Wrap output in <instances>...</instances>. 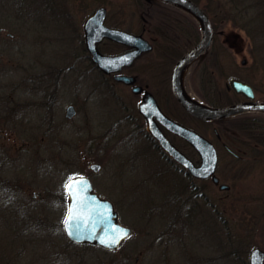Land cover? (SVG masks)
Masks as SVG:
<instances>
[{"label": "rangeland", "instance_id": "374dc122", "mask_svg": "<svg viewBox=\"0 0 264 264\" xmlns=\"http://www.w3.org/2000/svg\"><path fill=\"white\" fill-rule=\"evenodd\" d=\"M83 1L0 0V92H9L13 101L7 104V116L25 121L13 130H24L28 137L23 141L28 145L25 172L31 187L65 183L87 173L99 191L114 201L119 221L132 228L120 245L123 256L118 264H241L235 249L239 254L254 246L264 250V135L249 142L233 141L247 136L237 127L242 118L248 120L243 125L264 132V112H241L218 124L168 109L214 142L218 150L215 173L229 188L220 190L212 182L191 180L153 139L136 129V108L134 114L125 98L131 91L125 92L123 85L99 73L76 35V22L100 4L107 8L106 24L126 26L125 18L136 0H87L91 5ZM198 1L213 13L214 36L207 53L185 70L184 90L198 102H207L204 96L219 102L215 105L229 104L243 98L226 89L229 79L237 77L252 85L255 98L264 100V0H243L241 14L229 23H220L223 17L213 6L218 0ZM167 9L173 12L167 17L172 15V22L179 23L176 10ZM183 22L190 41L174 51L172 60H163L154 49L139 58L134 68L140 80H148L160 96L167 95L174 60L200 36L194 17L184 16ZM99 48L105 53L120 50L119 44L110 42L100 43ZM50 88L60 92L55 105L48 109L37 105V93ZM73 92L74 96L90 94L68 120L64 106ZM216 126L239 157L216 138ZM172 140L185 147L178 138ZM41 149L44 161L35 158ZM91 160L101 163L99 172L88 168ZM8 167L16 169L18 164L13 161ZM27 199L29 205L21 206L0 196V264H52L55 241H63L45 236L47 229L34 231L31 224L37 217L45 218L49 209L61 213L62 207L31 201L29 195ZM58 246L64 247V242ZM100 256L93 246L84 252L87 264H99ZM74 257L71 264H79V256Z\"/></svg>", "mask_w": 264, "mask_h": 264}, {"label": "flooded vegetation", "instance_id": "af4514ba", "mask_svg": "<svg viewBox=\"0 0 264 264\" xmlns=\"http://www.w3.org/2000/svg\"><path fill=\"white\" fill-rule=\"evenodd\" d=\"M83 2H85V4L91 5V2L88 3L87 0H84ZM196 3L199 5L198 2ZM166 6L169 8L172 7L176 10V14H178L176 19L178 18L179 23L172 22L174 18L172 17V15L167 17L168 13L172 11H169ZM98 7L105 8V18H104L105 25L113 27V28L122 29L128 32H131L135 35H141V37L147 40L148 43H150L152 46L150 50L141 52L140 55L136 57L130 65L123 66L119 70L118 73L120 74L132 75L134 77V82L132 84H126L123 81L116 80L115 79L116 73L107 74L102 71H99L100 74L108 78H111L113 80V84L123 85L124 86L123 90L127 93H128V89L131 91L133 85L142 86V89L139 93H133L131 91L130 97L128 94H126L125 96V98H128V102L126 104L129 108H131L134 114H135V108H136V113H137L135 114L136 129L139 132H144L145 134L149 136V138L153 139L150 133H148L147 131L145 118L142 116V114L138 110V104L142 99L144 90H147L150 93H152L160 109L163 111L165 115L178 121L179 123L185 126H189L195 129L189 123L185 122L182 118H179L173 115L171 111L168 110L170 108H175L177 112H180L181 116L190 115L191 117L196 119L194 116H192L185 109L182 108V106L179 104V102L176 100V98L172 94L171 87H170V75H169V79L167 80V84H168L167 93H166L168 95L167 97V95L160 96L159 94L155 93L152 87L150 86V82H147L148 80L147 81L140 80L139 71L137 72L134 70L137 60H139V58H141L142 56L151 52L154 49L159 50L160 57H162L163 60L167 59L170 61L174 58L173 54H174V51H176V49H178L181 46H185L186 42L187 44L189 43L190 38H189L188 29H187V23L183 22V17L190 15L188 11H186L185 9L179 8L178 6H173L172 4L166 1H163V0H136V5H135L133 12L128 16V18H125V20L128 22L127 25L126 26L124 25L114 26V25H108L105 23L106 15H107V8L103 4H100L94 7L93 10L90 12V14ZM158 8L160 9L159 15H157L156 13ZM83 21L80 22L81 25L80 23L76 22L77 23L76 35H77V38L78 37L80 38L79 41L82 47L87 52L85 56H87L91 60V56L85 48ZM213 30H214V27H213ZM8 34L11 35V33H8ZM198 40L199 38L197 39V41ZM102 42H110V43L119 44L120 50L116 53L113 52L111 54H119V53L126 52L130 49H133L132 46H129L127 44L119 43V42H116L108 38H103L101 41L97 43L99 50H100L99 44ZM100 51L102 53H105L102 50ZM178 58L179 57H177L174 60V62ZM165 80L166 79H164V81ZM57 90L59 89L50 88V89H47L48 92L37 93V99H34L36 101V104L39 106H45L46 109L54 106L60 94V92H58ZM9 94H10L9 92L7 94L0 92V196H3L5 198L7 197L9 202L12 200L16 204H20L21 206L29 205L27 202L28 201L27 197L29 195L31 201L36 200L40 204L48 202V203H51L55 208H59V210L62 207L63 216H62V212L60 213L59 211L56 210L53 213L52 210L49 209V212H46V214L48 215L45 216V218H43L42 216L40 218L37 217V220L31 222L32 226L34 227L33 229L34 231L36 229L38 231H41L42 229H47V232H44L46 234L45 236H48L51 239L59 238L63 240V241H60V240L55 241L56 245L54 247H56L57 253L51 255L52 264L53 262H59L57 264H71L72 260L75 258L74 256H79V260H78L80 261L79 264H87V261L85 260V257H84V252L86 251L87 248L91 246H93L97 251H100L101 256L97 259L99 261V264H118L119 262H121V257L123 256V254L120 252L121 251L120 245L124 239H122L114 249H108V248L102 247L97 244H92V243H87V242H76L70 239V237L66 234V231L64 229V218H65L67 207H68V191L66 189V185H67L66 182L58 183V184H47V183L37 184L36 187H31V185L27 181V176H26L25 171H27L26 165H28V163L26 162V159L28 157L27 156L25 157L24 155L27 154L26 149H28V145L25 144L26 141H23V138L27 136L22 133L24 132V130H21L19 132L16 129L18 133H15V131L13 130V127L17 128L18 123L25 125V121L24 120L18 121V120L10 119L7 116V110L9 108L7 104L9 103L10 105H12V102H13L11 101V98L8 97ZM72 94H73L72 100H70V102L65 104L64 106V116L66 114V108L68 105H72L75 110L73 116L71 118H68V120L76 116V114L78 113V109L80 110V105L83 103V101L87 99L90 93L86 94L85 97H83L82 94L80 93H78L79 95L77 94L76 96H74L75 92H73ZM24 95L28 96L27 93H24ZM254 99L259 100L257 98H254ZM234 101H239V99H236ZM173 103L176 104L175 106L177 108L173 106L174 105ZM47 114H50V112H48ZM196 120L198 121L199 119H196ZM240 121H241V124L238 125L237 127H239L238 129L241 130L242 133L244 134L246 133L247 136L246 138L245 136H243V134L240 137L236 136L235 138H233V141L237 142L239 140V142H242V141L249 142V140H251V137L260 138L264 135V132L257 130L258 127L254 128L249 123H248L249 125H246V126L245 124L243 125L242 123L248 122V120H245V118L240 119ZM219 122H222V121H219ZM219 122L217 123L219 124ZM158 124L160 128L162 129V131L164 132V134L176 145V147H178L184 154H186L194 162V164H198L200 162V157L198 153L186 140L178 137L177 135L173 133H170L160 123ZM9 127L12 129H10ZM214 133L216 135V138L219 140V142L223 145L225 149H227L231 154L235 156H238V157L240 156V154H237L234 151H232V149L228 147L226 142H224L221 133L217 130V126L214 127ZM172 138H178L180 140V143L182 142L185 145V147H183L182 144L175 143L172 140ZM38 139H39L38 141L41 142L43 139V136H41ZM27 140H28V137H27ZM185 149H188L191 152L192 157L186 153ZM41 150H42L41 152H38V155L40 156L38 157L34 156V157L40 159L41 161H44L45 152L43 151V149ZM13 161H15L18 164V167L16 169L8 167V165L12 163ZM92 161L98 162L97 160H91L90 162ZM98 163L100 164V167L97 172H99L101 168V163L100 162ZM180 168L187 174V177L190 178L191 180H200V181L202 180L206 182H212L211 177H208L206 179L194 178L190 176L184 168L182 167ZM6 174L10 175L8 176L9 178L6 176ZM79 175L89 176L87 173H80ZM90 179L92 181V191L96 192L97 196L100 198L110 199L107 195L99 191V189L97 188L96 184L93 182L91 177ZM218 189L220 188L218 187ZM112 202L114 204V201ZM118 220H119V215H118ZM20 224L22 228L23 227L27 228V225L25 223H20ZM39 234L43 235V232H40ZM63 242H64V247L63 246L59 247L58 245L60 243L63 244ZM253 248H259L260 250H262L263 252L262 264H264V250L257 246H254ZM253 248H250L249 252L247 253L241 252L240 254H239V250L235 249V252H236L235 255L237 254L240 255L241 264H250V255H251V251L253 250ZM109 253L115 254V257H112V259H109V255H108Z\"/></svg>", "mask_w": 264, "mask_h": 264}, {"label": "water", "instance_id": "95a60500", "mask_svg": "<svg viewBox=\"0 0 264 264\" xmlns=\"http://www.w3.org/2000/svg\"><path fill=\"white\" fill-rule=\"evenodd\" d=\"M179 6L192 14L199 22L201 36L199 40L187 49L174 63L170 74V87L174 97L181 106L193 116L202 120H216L235 113L247 110L264 111V101L254 100V92L249 83L232 77L226 83L227 88L243 94L246 99L221 106H213L195 99H189L184 95L186 92L182 85V75L186 68L199 56H202L210 45L213 29L210 20L204 10L192 0H163ZM105 8H96L83 23L86 49L91 55L92 62L103 72L113 73L119 71L123 66L130 65L133 60L143 51L152 48L147 40L141 35L113 28L104 24ZM104 37L132 46L126 52L119 54H104L99 51L97 43ZM245 60H242L244 63ZM115 79L126 84H132L134 77L126 74H116ZM140 85H133L132 92L139 93ZM191 98V97H190ZM138 110L146 119L148 132L158 141L161 148L174 160L180 163L188 172L197 178L211 177L220 189H227L228 185L219 183V178L214 174L217 165V151L213 143L206 137L178 121L168 117L160 109L152 93L144 90ZM75 110L72 105L66 108L65 116L70 118ZM168 131L188 141L198 152L200 163L194 164L192 160L181 152L164 134L159 124ZM89 167L98 171L100 165L92 162ZM71 184L68 191V211L64 220L67 235L77 242H89L99 244L106 248L101 240H108L119 235L121 230L131 233L129 226L120 224L113 204L107 199H102L92 191V184L88 177L78 176L68 181ZM263 252L259 248H253L250 255V264H262Z\"/></svg>", "mask_w": 264, "mask_h": 264}, {"label": "trees", "instance_id": "16d2710c", "mask_svg": "<svg viewBox=\"0 0 264 264\" xmlns=\"http://www.w3.org/2000/svg\"><path fill=\"white\" fill-rule=\"evenodd\" d=\"M196 2H199L198 0H194ZM240 6L245 7V2L242 0L239 2V0H224V1H216V4H214V8L221 14L223 17L220 20L221 22L229 23V21H234L237 15L241 14ZM203 9L208 13V15L211 18L210 10L208 5L202 6ZM211 8V7H210ZM212 21V19H211ZM226 96L231 97L232 94H230L227 90H225ZM234 95V94H233ZM204 100H207V103H210L212 105L219 104V102H216L215 100H210L208 97L202 96ZM206 102V101H205Z\"/></svg>", "mask_w": 264, "mask_h": 264}, {"label": "snow or ice", "instance_id": "6c2138e0", "mask_svg": "<svg viewBox=\"0 0 264 264\" xmlns=\"http://www.w3.org/2000/svg\"><path fill=\"white\" fill-rule=\"evenodd\" d=\"M67 188H71V184L66 185ZM129 236L127 230H121L119 235L115 238H111L108 240H101V243L105 244L108 247H115L119 244L120 240L126 239Z\"/></svg>", "mask_w": 264, "mask_h": 264}, {"label": "bare ground", "instance_id": "6f19581e", "mask_svg": "<svg viewBox=\"0 0 264 264\" xmlns=\"http://www.w3.org/2000/svg\"><path fill=\"white\" fill-rule=\"evenodd\" d=\"M184 95L192 100V98H190V96L186 92H184Z\"/></svg>", "mask_w": 264, "mask_h": 264}]
</instances>
